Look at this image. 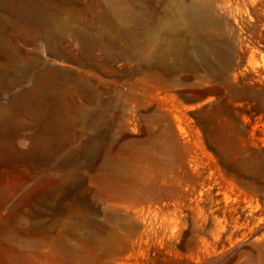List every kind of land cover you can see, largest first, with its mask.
I'll return each instance as SVG.
<instances>
[{"label":"rangeland","instance_id":"1","mask_svg":"<svg viewBox=\"0 0 264 264\" xmlns=\"http://www.w3.org/2000/svg\"><path fill=\"white\" fill-rule=\"evenodd\" d=\"M190 1L0 0V120L46 71L81 116L43 145L30 118L0 125V264H264V0H203L208 62Z\"/></svg>","mask_w":264,"mask_h":264},{"label":"bare ground","instance_id":"2","mask_svg":"<svg viewBox=\"0 0 264 264\" xmlns=\"http://www.w3.org/2000/svg\"><path fill=\"white\" fill-rule=\"evenodd\" d=\"M210 6L211 5L209 3L204 2L203 0H191L190 3L188 4L183 3L180 5V15L186 20L189 30L196 36V41L194 43V46L198 51V53L200 54L203 61L205 62H208L207 58L209 54L210 55L212 54L215 57H221L222 55L221 53L223 52L224 49L223 46L224 43L218 42V40L215 39L213 34L208 32L209 29H212L220 25V21L218 17L210 10ZM153 22L152 25H150V27L147 28L144 32L143 31L138 32L139 36H143V35L147 36L148 37L147 42L150 43L156 41V39L157 40L159 39V32L162 27H165L168 30L173 28L172 23H170L169 21L163 20L160 21L159 23H153ZM150 56L156 58L157 59L156 62H160L163 60L164 54L154 52ZM47 73L48 71H46V73L42 72L38 74L40 76L46 77V81H44V83H41L42 82L40 80L41 77L37 76L34 77L33 79L34 80L33 87L28 86L29 88H21V90L14 95V99L12 100L13 104L6 107V110L1 114L3 118L2 120H0V125H4V126L10 125L11 121H18L17 116H23L25 118L28 119L30 118L34 120L37 124V137L38 140L42 143V145L47 140H52L55 137H58V135L67 133L68 131L67 129L68 127H70V123L73 122V120H77L76 122L81 120L80 115L79 117L77 114L70 115L67 112V110L66 112H60V113H56L54 111V106H57L56 101H57V97L59 96V92L56 89V84H54L51 80H49V74ZM20 81L12 82L11 86L13 87L16 85L19 86V84H21ZM21 102H23L25 106H23V108H20L18 115L9 114V111L13 110L14 106H19L18 104ZM66 147H67L66 144H64V146H57V147L51 146L50 149H48V147L46 146L43 147V150H41L40 155L38 156L40 170L52 174L54 169L57 168L61 163L65 164L68 161H70L71 156L66 157V154L70 153V151L69 152L67 151L71 147L70 146H68L67 148ZM64 153L65 155L63 156ZM84 153L85 151L82 152V155ZM224 220L227 221V216H225ZM234 222L236 223V225L240 224L238 218H235Z\"/></svg>","mask_w":264,"mask_h":264}]
</instances>
